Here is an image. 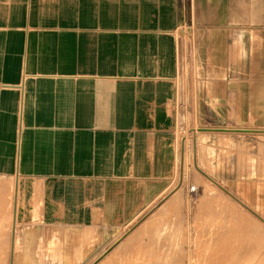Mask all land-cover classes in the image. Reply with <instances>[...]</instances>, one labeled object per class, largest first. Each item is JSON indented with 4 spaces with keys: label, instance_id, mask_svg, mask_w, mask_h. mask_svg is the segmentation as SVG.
<instances>
[{
    "label": "crops",
    "instance_id": "1",
    "mask_svg": "<svg viewBox=\"0 0 264 264\" xmlns=\"http://www.w3.org/2000/svg\"><path fill=\"white\" fill-rule=\"evenodd\" d=\"M248 128L264 0H0V264H87L166 194L185 132Z\"/></svg>",
    "mask_w": 264,
    "mask_h": 264
},
{
    "label": "rangeland",
    "instance_id": "2",
    "mask_svg": "<svg viewBox=\"0 0 264 264\" xmlns=\"http://www.w3.org/2000/svg\"><path fill=\"white\" fill-rule=\"evenodd\" d=\"M202 131L183 134L166 194L104 233L87 264H264V202H254L264 131L210 132L213 147Z\"/></svg>",
    "mask_w": 264,
    "mask_h": 264
}]
</instances>
